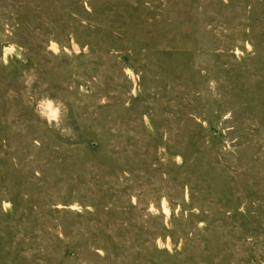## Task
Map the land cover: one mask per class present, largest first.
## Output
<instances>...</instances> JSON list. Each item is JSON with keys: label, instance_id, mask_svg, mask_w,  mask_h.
<instances>
[{"label": "rangeland", "instance_id": "1", "mask_svg": "<svg viewBox=\"0 0 264 264\" xmlns=\"http://www.w3.org/2000/svg\"><path fill=\"white\" fill-rule=\"evenodd\" d=\"M0 264H264V0H0Z\"/></svg>", "mask_w": 264, "mask_h": 264}]
</instances>
